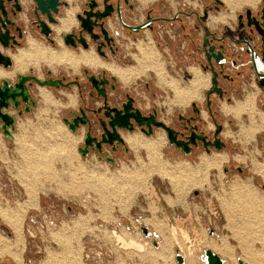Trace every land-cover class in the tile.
I'll list each match as a JSON object with an SVG mask.
<instances>
[{
    "label": "crops",
    "instance_id": "0c3cea01",
    "mask_svg": "<svg viewBox=\"0 0 264 264\" xmlns=\"http://www.w3.org/2000/svg\"><path fill=\"white\" fill-rule=\"evenodd\" d=\"M64 1L68 3V7H65V16L60 19V25L52 26L55 31V39L60 46L59 49L65 47L60 36L78 26L76 15L80 12V7L85 0ZM154 1L133 0L139 15L136 17L127 15V19L129 21L142 20V11ZM258 5L250 6L255 8ZM69 11L73 15H71L70 28L57 32L56 27L62 25L61 20L69 15ZM218 16L212 17L217 18ZM218 22L224 21L218 20ZM218 22H215L214 25ZM141 35L143 38L136 43L137 54H132L133 64L128 67H136L137 59L143 56L142 48L139 47L141 45L144 50L145 48L150 49L159 54V63L162 67L160 72L163 73L164 78L161 80L157 71L150 68L130 84H124V86L128 87L144 78L151 79L154 87L169 94L165 102L169 114L172 110H183L189 107L193 101L203 103L204 94L212 85L211 74L203 72L198 66L189 65L187 71L191 78L188 82H183L176 76L171 77L164 66L160 52L155 47L150 31L145 30ZM28 38H32V36L26 38L27 47ZM65 48L73 51L68 47ZM194 80L199 81V84L192 90V81ZM251 85L257 96L260 90L254 84ZM33 94L37 104L31 113L19 117L15 111L9 112L16 117L12 139H7L0 129V165L3 166L8 177L16 179L24 193V200L19 205L7 208L0 204L1 221L21 230L24 226L23 222L30 212H40L42 197L46 200L56 197L78 202L86 196L85 194H94L96 183L100 181V183L102 182L101 195H96L95 204L91 205L92 209H97V212L92 211L96 217L90 221L91 224L94 225L96 221L111 224L114 222L113 220L119 219L128 224L131 230L132 227H136L134 225L136 222L148 229L150 233L159 235L160 245H165L163 250L160 245L154 247V252L159 254L157 257L159 264H172L173 261L176 263L177 253L183 256L184 264H188V258L176 248L169 236L171 227L177 224L178 219L185 221L188 234L194 232L202 234L203 226H206V218L203 216L205 206L203 200L206 195L204 193L195 195L196 191L203 190L195 186L199 181L198 184L205 188L208 192L207 196L209 195L217 203L222 212V221L218 228L222 232L227 230L232 233V238L237 242V244L234 242L232 244L229 239L220 238V231L217 230L219 235L210 234V239H214L215 236L220 238L219 241L216 240L217 247L211 244L208 249L213 250L224 261V264H238L237 261L240 259L247 264H252L242 257H236L234 249L239 247L241 241L245 240V236L241 233L243 231L250 232V235L255 232V238L264 240V111L258 107L256 96L249 95L243 100H236L233 104L220 102L218 105V110L233 121L231 126L225 125L226 129L222 135L226 141L238 149V151H231V157L236 163L245 162V166L242 168L246 174L230 176V180L226 181L227 185L224 188L220 179L212 181L209 178L205 180L204 177H196V180L186 181L181 178L179 182L182 195H177L176 192H166L167 190L163 192L156 183L152 182V189L157 191L156 193L159 195L157 196L152 190L147 193L143 192V181L150 173L153 174V178L168 179L169 176L157 173L156 168L211 164L213 161L211 159L214 156L216 158L225 156V160L217 163L222 164L231 159L230 154L228 151L211 154L200 153L196 156V160L190 161L168 147L161 133H157L156 141H152L158 144L157 148L159 149H156V152L153 151L150 138L136 132L132 135L137 136L139 141L136 140L135 144H131L127 140V144L132 149L130 163L122 162L119 167L112 168L106 163L98 161L95 154L82 157L79 148L83 142L84 130L81 129L79 134H75L63 122L64 115L69 110L75 111L81 105L77 87L51 89L37 85ZM260 101L264 102V95H261ZM154 157L157 159L155 160ZM156 161L157 166L154 164ZM246 162L249 166L246 165ZM120 170L121 172H119ZM198 178L200 179L197 180ZM116 180L119 183L111 185ZM191 192L192 194L194 192L193 196H189ZM16 217L19 218L16 219ZM15 220L18 222V226L14 225ZM213 232L215 231L213 230ZM134 234L138 236L137 233ZM138 241H144L145 245H148L152 239L145 235ZM260 246L264 247V242H261ZM197 257L196 264H204L202 258L199 255ZM19 258H21L20 253ZM151 260H146L145 257L141 263L155 264L152 263L155 261L154 258ZM257 260L264 261V254L261 257H256V260L250 261L256 262Z\"/></svg>",
    "mask_w": 264,
    "mask_h": 264
},
{
    "label": "flooded vegetation",
    "instance_id": "af4514ba",
    "mask_svg": "<svg viewBox=\"0 0 264 264\" xmlns=\"http://www.w3.org/2000/svg\"><path fill=\"white\" fill-rule=\"evenodd\" d=\"M92 2L95 4L94 12L104 11L106 5L111 6L113 11L107 18L97 21V25L93 30L95 35H99L96 40L83 31L82 36L89 45L85 49L78 41L82 30L78 16L80 14L83 15L86 10L90 11L89 5ZM60 3V12L54 14L57 21L50 24L45 14L41 12L35 13L36 2L34 0H17L16 3L11 2L7 5V9L10 12L9 16L15 25L10 32L13 38L9 40V45L3 46L0 43V53L4 56H9L11 59V66L5 68L4 65L0 64L1 69L4 71L13 70L15 61L12 55H17L20 49L27 48V36H32V38L40 41L45 46L50 48L54 46L57 48L55 50L59 49L60 46L55 39V31L52 26L60 25V19L64 18L66 13L65 7H68L66 1L60 0ZM223 6L222 0H155L142 11V20L129 21L127 15L130 17L139 15L133 0H85L80 7V12L76 15L78 26L66 33L74 34L73 39L77 43V47L64 43L62 36L66 34L60 36L64 46L72 49L76 54H79L82 50L94 49L95 54H98L100 58L102 57L101 59L105 62L127 68L133 64L132 54H137L136 43L143 38L142 32L148 30L154 38L155 47L160 52L164 66L171 77L176 76L183 82H188L191 78L187 71L189 65L198 66L203 72L210 73L212 85L205 92L203 103L193 101L189 107L183 109V111L180 110L173 117H169L170 114L166 110L165 102L169 94L154 87L151 79L144 78L125 87L116 74L104 67L97 68V70L85 67L83 68L84 78L75 77L72 79L68 75H64L63 72L57 75L46 65L41 64L39 71L30 66L26 72H17L14 79L1 78L0 82L3 79H7L10 84H15L19 81L21 74L38 78L41 81L59 79L67 83L68 81L76 80L78 85L73 84L69 88L77 87L81 105L75 111L69 110L64 115L63 120L68 118L73 120L75 116L71 112H75L79 116H82L81 112H84L88 123L84 126L80 125L77 129L78 132L75 133L79 134L81 129L84 130L83 141L89 131L91 136L96 138L98 142L108 140L109 134L113 133V130L108 125L110 121L109 115L114 117L115 113L119 112L118 114L122 117L124 115V106L128 105L130 100L132 108L129 109L128 113H136L138 111L143 118L150 119L155 117L158 123L161 122L166 127L176 131L179 140L190 143L189 139L192 133L204 138V141L195 138L196 144L190 143L191 152L189 155H185L180 147H175L169 143L165 128L151 124L153 132L148 134L147 131L149 129L146 123L143 126H138L135 120L130 118L133 130L115 128L121 141L115 140L112 145L102 142L101 152L96 147L94 150L90 148L88 155L95 154L98 161H102L112 168L119 167L122 162L130 163L131 160L129 159L130 155H132V149L127 144L126 137L136 132L150 138L152 141H156L157 133H161L168 147L190 161L196 160V156L200 153L211 154L213 152L228 151L231 157V149L234 151H238V149L232 147L229 141L223 138L222 134L226 129L225 122L231 126L233 121L230 118H226L218 110V105L220 102L233 104L236 100H243L249 95L256 96L251 85L254 84L260 90V93L256 96L258 107L264 111V102L260 101L261 95H264V86H261V78L259 77V74L264 73V62H261L264 51V0L257 7L248 6L245 10L234 13L233 17L227 18V22H218V24L212 26L210 24L212 15L224 14L228 16L231 14L230 11L223 10ZM248 10H250L249 18L247 16ZM39 21L46 22L51 29L49 37H46L41 32L42 27L39 25ZM249 21H251V25L248 26ZM255 22L262 32L257 29ZM101 23H103L104 29L108 33L109 42L101 32ZM141 26H143L142 29L137 31L133 29ZM32 38H28V40ZM205 39L209 40L206 45ZM98 46L103 55L98 53ZM210 47H213L215 54L219 51L223 53L224 58L219 60V64L215 62L213 57L208 60ZM85 69H88V74L84 72ZM50 72L51 74H49ZM87 75H94L96 80L102 83L99 86L104 90V96L88 81ZM213 78L217 81V85L214 83ZM26 84L29 87L31 98L35 102L34 106L30 105L31 110L26 112V106L22 104L20 107L21 115L18 114L19 110H10L8 113L15 111L17 116L20 117L23 114L31 113L36 107L37 102L34 100L33 93L35 87L39 84L35 82L30 84L29 81ZM215 87L221 88V95L213 91ZM56 89L67 88L60 87ZM203 112L207 114L204 115ZM11 115L15 117L14 114ZM217 126H222L217 138L224 143V147L221 151H218L215 147L208 145L210 151L206 152L205 142L214 143ZM81 147H83V142ZM106 158L112 159L114 162H107ZM227 163L236 162L231 157ZM224 170L228 174L233 172L241 175L245 174L243 168L239 165L235 166L234 170L229 169L228 166L224 167ZM199 194L200 192H195V195Z\"/></svg>",
    "mask_w": 264,
    "mask_h": 264
},
{
    "label": "rangeland",
    "instance_id": "374dc122",
    "mask_svg": "<svg viewBox=\"0 0 264 264\" xmlns=\"http://www.w3.org/2000/svg\"><path fill=\"white\" fill-rule=\"evenodd\" d=\"M234 1L237 2V5L232 10L229 4H227L225 0H222L224 4L222 7L223 10L231 12L230 15L224 16L226 19L233 17L234 13L243 11L250 5L256 6L261 4L262 0H250L251 2H246L248 0ZM52 48L57 49L54 46ZM85 67L86 66L82 65V67L79 68L80 71L74 73L70 69L65 70L63 67L59 66L56 68L55 74L58 75L60 72H63V74L66 76L68 75L69 78L74 79L75 77H79L82 79L84 78L83 68ZM179 111L180 110H172L169 117L175 116ZM225 125H228V123L225 122ZM231 150L233 151V149ZM222 164L219 165L220 167H209L206 171H201L197 174V177H204L205 180L209 178L212 181L220 179L221 184H224L222 186L224 188V186L227 185L226 181L230 180V176L241 175L236 172L228 174L224 172V167L228 166L229 169L231 168L234 170V167L237 165L240 167L245 166V162ZM198 166L199 165L182 167L192 169ZM177 167L178 166L169 167L173 174V179L168 177V179L160 180L157 177L153 178V174L150 173L143 181V192L147 193V191L151 190L154 192L152 185L156 183L163 192L167 190L166 192H176L177 195H182L179 181L182 178L181 176L185 174L181 172L179 175V172L176 171ZM117 172L118 171H114L113 173ZM119 172H121V170ZM199 179L200 178L197 180ZM115 182L111 183V185L119 183L117 180ZM198 182L195 186L203 189L200 190V193L206 195L203 200L205 204L203 216L206 218V226H203L204 229L202 234L197 232L188 234L185 221L178 219L177 224L171 227V235L169 236L172 238L173 243H175L176 248L182 251L188 258V264H196L198 260L197 255L202 258V254L204 255L205 252L204 249L207 250L211 244L216 246V240L219 241L220 238H227L232 244H237L232 238V233L227 230L222 232L220 228H218L222 221V212L217 203H215L209 195L207 196L208 192L202 185H199ZM101 185L102 182L100 183V181H98L95 187L96 190L94 191L92 189L95 193L85 194L86 196L78 202L63 198L58 199L56 197L46 200L42 197L40 212H30L23 222L24 226L21 230L13 228L11 224L9 225L7 222L4 223L0 218V264H142L141 261H143L145 257L146 260L154 258L155 261L152 263L159 264L157 260L159 254L154 252V247L156 245L154 244V240L149 241L148 245H145V240L143 242L138 241L140 237H145V235H143L141 231L142 226L138 225L136 222H134L136 227H132L131 230L128 224H125L123 221H121L122 225L116 228L119 219L113 220L114 222L111 224H105L100 221H96L94 225L91 224L90 221L96 217L92 214V211L97 212V209H92L91 205L95 204L96 195H101ZM193 194L191 192L189 196H193ZM23 200L24 193L18 186L16 179L14 177H8L7 172L3 166L0 165V204L10 208V206L14 207L15 205H19ZM217 211L220 215L216 214ZM16 223L18 224V222L14 224L17 225ZM210 228L215 231L213 232L215 233L214 235H219L220 233L219 239L217 236H215L214 239H210ZM217 230L220 232L217 233ZM133 232L137 233L138 236H135ZM257 232L260 231L257 230ZM241 233L245 236V240L241 241L240 245H238L239 247L234 249L235 256L238 258L242 257L252 264H264V261H250L253 259L256 260V257H261V255L264 254V247L260 246V243L264 242V240L255 238V232H252V235L247 231ZM19 234L21 236H19ZM166 239L168 240L169 238L167 237ZM132 241L139 243L142 247L139 248L138 245L131 246L130 243ZM160 242L161 239L157 246L160 245ZM160 246L162 250L165 248V245L163 246L161 244ZM19 253L21 254V258H19ZM232 260L234 262V257ZM172 264L176 263L173 261Z\"/></svg>",
    "mask_w": 264,
    "mask_h": 264
},
{
    "label": "water",
    "instance_id": "95a60500",
    "mask_svg": "<svg viewBox=\"0 0 264 264\" xmlns=\"http://www.w3.org/2000/svg\"><path fill=\"white\" fill-rule=\"evenodd\" d=\"M36 2V8L35 13L38 14V12H41L42 14H45L48 20V23H56V18L54 17V14H58L60 12L59 7L61 5L60 0H34ZM11 2H17V0H0V43L3 46H8L10 43V39L12 40L13 37H11L10 32L12 27H14L15 23L10 18V12L7 9V5ZM16 6V5H15ZM95 7V4L92 2V4L89 5L90 11H84L83 15L78 16V20L81 24L82 30L80 32L79 36V43L82 44L83 48L87 49L89 47L88 43L86 42V39L83 38L82 33L83 31L87 32L92 39L96 40V38L99 37L98 34H94L93 30L94 27L97 25V21H102L103 19L107 18L111 15L113 8L111 6L106 5L104 8V11H96L94 12L93 8ZM250 10L247 12V16L249 18ZM94 18V20H92ZM39 25H41L42 30L41 32L46 36L49 37L51 33V29L44 21H39ZM251 25V21H249L248 26ZM255 25L257 29L260 30V28L257 26V23L255 22ZM101 32L104 35V38L109 42L110 39L107 37L108 33L104 29L103 23L100 24ZM141 27L133 28L135 31L142 29ZM19 30V29H18ZM260 32H262L260 30ZM74 34L69 33L62 36V39L64 40V43L67 45H70L72 47H77V43L73 39ZM16 43V41H14ZM209 43L208 39H205V45ZM210 53H208V60H210L212 57L215 59V62L219 64V60L224 58V55L221 51H219L217 54L214 53L213 47L209 48ZM97 51L99 54L103 55L100 51V47H97ZM261 62H264V51H263V58ZM0 64L4 65L5 68L11 66V59L9 56H4L0 53ZM84 72L86 74L89 73L88 69H85ZM51 74V72L49 73ZM216 76V74H215ZM260 84L261 86H264V73L259 74ZM87 79L99 93H101L103 96L105 95L104 90L100 88L99 84H102L100 81H97L94 75H87ZM31 84L32 82H35L36 84H39L40 86H48V87H55V88H69L73 84L78 85V82L75 80L68 81L67 83H64L62 80L59 79H48L41 81L38 78L27 76V75H20L19 81L15 84H10L8 80L3 79L0 82V129L2 130V133L7 137V139H12L13 131L15 130V122L16 117L9 114L8 111L10 110H16L18 111V114L21 115L22 111L20 110V107L22 104H24L25 111L29 112L31 110V106H34L35 102L31 98V94L29 92V87L27 86V82ZM214 83L217 85V81H215V78H213ZM217 94L221 95V88L218 89L217 87L213 90ZM31 105V106H30ZM132 108L131 100L129 101L128 105L124 106V115L122 117L118 114L119 112L115 113L116 115L113 117L109 114L110 121L108 122L109 127L113 130V133L111 135L109 134V139L104 141H97L96 138H93L91 136L90 131L86 133L85 139L83 141V147L79 148V152L81 153L82 157H85L90 153V148L92 150L95 149V147L101 152L102 142L108 143L110 145L113 144L115 140L121 141L118 137V134L116 133L115 128H121V129H131L133 130V125L130 123V118H133L138 126H143L145 123L148 127V134H151L153 132V129L151 128V124L156 127H163L166 129L168 134V140L169 143L173 146L180 147L181 150L184 152L185 155H189L191 152V148L189 146L190 143L195 142V138L201 139L204 141V138L202 136H197L196 134L192 133L191 137L189 139L190 143L183 142L177 138V132L174 131L172 128L166 127L163 123H158L155 120V117H151L150 119L143 118L141 114H139L138 111L136 113H128L129 109ZM114 111V110H113ZM72 115H74V119H64L63 122L66 126H68V129L72 131L73 133H77V129L80 127V125L84 126L88 123L87 116L84 114V112H81L82 116L76 115L75 112H71ZM217 132L215 133V140L214 143L212 142H205L206 146V152L210 151L208 148V145L215 147L216 150L221 151L224 147V143L220 141V139L217 138L218 133L221 131L222 126H217ZM144 130V129H143ZM146 131V130H144ZM100 159V158H99ZM107 162H114L112 159L106 158ZM224 170V169H223ZM240 170V169H239ZM225 171V170H224ZM141 231L144 235L147 237L149 236V230L141 227ZM209 234L213 235V230L209 231ZM205 257V264H224V261L211 249H208L204 252ZM176 263L177 264H184V258L180 253H177L176 255ZM238 264H247L243 262L241 259L237 261Z\"/></svg>",
    "mask_w": 264,
    "mask_h": 264
},
{
    "label": "bare ground",
    "instance_id": "6f19581e",
    "mask_svg": "<svg viewBox=\"0 0 264 264\" xmlns=\"http://www.w3.org/2000/svg\"><path fill=\"white\" fill-rule=\"evenodd\" d=\"M225 1L227 2V4H229V6H230V8L232 10L237 5L236 4L237 2H235L234 0H225ZM246 2H251V1L248 0ZM71 15H72V12H70L69 15L67 17H65V19L61 20L62 25L59 26V27H56V31L57 32L62 31L61 29H66V28L68 29V27L70 25V22H71V19H72ZM218 20L226 22L228 19H226L224 17V15H220L217 18L212 17L211 21H210L211 25H214V23L218 22ZM28 41H29V46L27 48L20 49V51H19V53L17 55H12L13 58H14V61H15V65H14L13 70L4 71L3 69L0 68V79L1 78H6V77L9 78V79H14L15 74L17 72H26V70H27V68L29 66H33L34 68L37 69V71H39L41 64L47 65L51 70H54V71H56L57 67L61 66V67H63L66 70H67V68L72 70L74 73L79 72L80 71L79 68L82 67V65H84V66H86L88 68L94 69V70H97V68H100V67H104L106 69H109L112 73L116 74L119 77V79L122 81V83L125 84V85H128L131 81H133L134 79L138 78L140 75H142L145 71H147L150 68H152V69L157 71V73L160 75L161 80H163V78H164L163 73L160 72L162 67L160 66V63H159V54H157L156 52H154V51H152L150 49H146L145 48V50H144L141 45H139V47L142 48L141 51L143 53V56L141 58L137 59V66L134 67V68L133 67H131V68H129V67L128 68H122V67H120V66H118V65H116L114 63L105 62L104 60H102L98 56V54H95L93 49H91V50H82L79 54H76L75 52H73L71 50H68L65 47H62L59 50H55L53 48L45 46L42 43L37 42L36 40L29 39ZM192 82H193V87H192V90H193V89H195L198 86L199 81L194 80ZM126 138L129 141V142L128 141L127 142L128 143L131 142V144H135L136 140H138L137 136H133V135L127 136ZM151 142H152V140H151ZM151 144L153 146V151L154 150L156 151V149H159V148H157V146H158L157 143L152 142ZM148 150H149V146H148ZM149 155H150V153H149ZM150 156L152 158V155H150ZM154 159H155V157H154ZM225 159H226L225 156H222V157H219V158L218 157L216 158L214 156L211 159V160H213L211 164H207L206 161H205V163L207 165L206 164L205 165H199L197 168H192V169H188V168H185V167H182V166H178L176 171L179 172V175L181 174V172H183L185 175L181 176V177L183 179H185L186 181H192V179H195L197 177L198 173H200L201 171H206L207 168H209V167L219 166L220 164H217V163L218 162H222ZM153 162H155V161H153ZM154 164H156V166H157L158 165L157 161ZM161 164H163L162 161H161ZM151 171H154V170H151ZM156 172L159 173V174H162V175L169 176V177H171L173 179V174L170 171L169 167H164V166L161 167L160 166V168H156ZM174 182H175V180H174ZM153 191H154V194H156V190H153ZM27 205L29 206L28 203H27ZM23 212H25V211H23ZM11 214H12V212H11ZM17 218H19V217H16V219ZM15 222H17V220H15ZM17 225H19V224H17ZM17 225H15V226H17ZM19 236H21V235L19 234ZM130 245L131 246L138 245L139 248L142 247L139 243H137L135 241H132L130 243Z\"/></svg>",
    "mask_w": 264,
    "mask_h": 264
},
{
    "label": "built area",
    "instance_id": "2783aa9c",
    "mask_svg": "<svg viewBox=\"0 0 264 264\" xmlns=\"http://www.w3.org/2000/svg\"><path fill=\"white\" fill-rule=\"evenodd\" d=\"M152 188H153V186H152ZM217 210V209H216ZM216 214H218V215H220L219 214V212L217 211L216 212ZM122 225V222L119 220V222H117V224H116V228L117 227H119V226H121ZM149 237L152 239V240H154V243L156 244V246L158 245V243H159V240H160V237H159V235H157L156 233H150L149 232ZM204 257V255H202V261L204 262V264H205V257Z\"/></svg>",
    "mask_w": 264,
    "mask_h": 264
},
{
    "label": "trees",
    "instance_id": "16d2710c",
    "mask_svg": "<svg viewBox=\"0 0 264 264\" xmlns=\"http://www.w3.org/2000/svg\"><path fill=\"white\" fill-rule=\"evenodd\" d=\"M44 201V200H43Z\"/></svg>",
    "mask_w": 264,
    "mask_h": 264
}]
</instances>
